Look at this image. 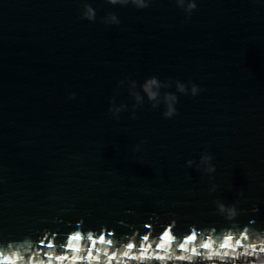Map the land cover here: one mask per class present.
I'll return each mask as SVG.
<instances>
[{
    "label": "water",
    "instance_id": "95a60500",
    "mask_svg": "<svg viewBox=\"0 0 264 264\" xmlns=\"http://www.w3.org/2000/svg\"><path fill=\"white\" fill-rule=\"evenodd\" d=\"M85 2L95 22L80 18ZM196 5L184 23L174 0H0V242L47 231L60 244L80 220L137 242L172 221L177 236L264 229V0ZM111 12L118 26L100 23ZM204 151L211 179L185 166ZM237 199L246 211L229 224L213 201Z\"/></svg>",
    "mask_w": 264,
    "mask_h": 264
},
{
    "label": "clouds",
    "instance_id": "9594fccd",
    "mask_svg": "<svg viewBox=\"0 0 264 264\" xmlns=\"http://www.w3.org/2000/svg\"><path fill=\"white\" fill-rule=\"evenodd\" d=\"M152 0H107L108 5L129 6L142 10L149 7ZM176 6L185 14L184 23H187L191 14L195 11L196 0H174ZM80 18L89 22H95L96 10L87 2L83 3ZM105 26H118L120 20L114 13L108 14V20L101 21ZM157 84L156 77L147 79L144 90L150 100L158 95L151 91V86ZM191 86V95H188V87ZM178 91L186 96L196 97L203 89L197 84L185 83L178 80ZM75 93H69V99H75ZM167 100L178 103L177 95L167 94ZM108 113L112 118H118L119 109L113 115L111 109ZM178 115L173 104L167 105V110L162 117L171 119ZM131 118L135 119L133 114ZM143 143V141H141ZM139 149L136 145L135 150ZM188 168L194 167L212 178L216 171L213 157L207 151L201 152L199 160L189 159L185 162ZM218 185L212 184L208 189L209 195L217 190ZM237 197H242L243 192L237 191ZM215 211L225 221L232 224L236 218L245 213V209L239 208V199L225 204L220 200L213 201ZM255 213L258 208L253 206L250 210ZM123 223V222H121ZM254 221L239 229L232 227L201 231L194 225L189 226V231L177 236L173 230L175 221L165 225L163 231L157 236L146 232L140 235L137 242V233L125 236L117 240L112 230L101 227L99 231L82 229L83 220L77 222L76 228L65 234L62 243L54 240L55 233L45 231L37 240L27 237L20 241L0 242V264H264V229L251 227ZM151 226L145 224V228Z\"/></svg>",
    "mask_w": 264,
    "mask_h": 264
}]
</instances>
